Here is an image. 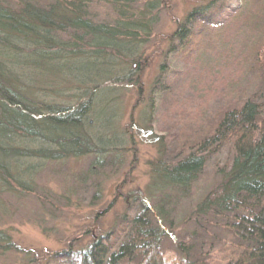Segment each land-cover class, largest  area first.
<instances>
[{
  "label": "trees",
  "instance_id": "16d2710c",
  "mask_svg": "<svg viewBox=\"0 0 264 264\" xmlns=\"http://www.w3.org/2000/svg\"><path fill=\"white\" fill-rule=\"evenodd\" d=\"M203 1L179 22L168 50L177 53L197 36L199 47L210 28L237 23L239 36L249 42L240 66L254 80L250 89L240 85L236 95L215 94L221 115L212 133L201 135L198 130L192 137H184L185 132L179 137L177 129L172 139L162 138L150 183L151 190L163 193L159 209L146 202L142 191L132 192L129 197L139 204L123 214L115 229L96 237L86 249L75 251L71 243L47 263L210 264L193 257L192 234L175 238L174 251L165 249L164 241L171 237L165 207L174 198L168 191L176 199L188 195L207 162L214 160L219 183L190 217L203 229L198 217L215 216L229 231L232 242L222 264H264V0H248L247 9L244 3L232 8L231 0ZM166 2L0 0V198L38 196L47 208L37 181L45 163L88 155L101 160L120 149L112 129L118 96L128 86L141 88V76L135 73ZM96 4L110 8V19L97 18ZM168 71L162 64L154 91L167 90ZM93 107L99 113L96 120L88 118ZM100 119L105 131L97 133ZM103 213L96 214L94 223ZM43 215L36 217L39 225L56 219L57 212L50 208L48 216ZM30 251L20 246L10 228L0 227V255Z\"/></svg>",
  "mask_w": 264,
  "mask_h": 264
},
{
  "label": "rangeland",
  "instance_id": "374dc122",
  "mask_svg": "<svg viewBox=\"0 0 264 264\" xmlns=\"http://www.w3.org/2000/svg\"><path fill=\"white\" fill-rule=\"evenodd\" d=\"M202 2L167 0L160 9V21L140 59L141 68L135 73V76H141L142 89L128 86L118 96L119 107L112 120V129L116 133L113 140L120 148L117 152L101 156V160L96 155H88L45 163L37 181L39 194L43 201H47V208L42 206L38 196L1 195L0 227L10 228L20 246L31 251L0 255V264H34L31 263L33 258L37 259L36 264H49L48 258L54 252L66 249L71 243L75 251L81 247L86 249L96 237L115 229L129 209L131 213L135 211L139 202L129 197L132 192L142 191L146 202L159 209L163 193L151 190L150 183L151 163L161 157L159 143L162 138L172 139L177 129H181L179 137L183 132L184 137H192L198 130L201 135L212 133L221 115V108L214 103L215 94L236 95L241 86L247 85L250 89L254 82L240 66V57L243 51H247L249 42L239 36L237 23L222 29L210 28L206 32L210 34L201 38L199 47L195 44L199 40L197 36L188 49L177 53L168 50L171 34L179 22ZM230 3L232 8L244 3L247 9L249 1L231 0ZM252 4L255 7L257 2ZM93 11L98 19H110L112 13L103 4H96ZM162 64L169 68V80L165 84L168 88L158 92L159 89L154 91L153 84L160 75ZM59 100L63 103L72 101ZM98 115V110L93 107L88 118L96 120ZM188 115L191 117L185 118ZM201 115H205L203 123L199 120L203 118ZM178 119L181 121L178 122L179 128L176 126ZM98 122L95 131L102 133L105 131L104 120ZM113 132L107 136L112 138ZM220 161L222 165L223 157ZM219 180L214 160H209L188 195L176 199L174 192H167L176 200L173 198L165 207L169 223L163 225L171 236L164 241L165 249L174 251L177 248L175 238L188 233L193 235L196 246L193 257L198 261L203 259L210 264H222L228 259L232 238L219 218L211 215L202 219L198 217L201 229L190 217L195 215L196 206ZM50 208H55L56 219L48 217L40 226L36 217L42 214L47 217ZM101 212L104 213L94 223V217ZM87 229L92 232L85 234Z\"/></svg>",
  "mask_w": 264,
  "mask_h": 264
}]
</instances>
